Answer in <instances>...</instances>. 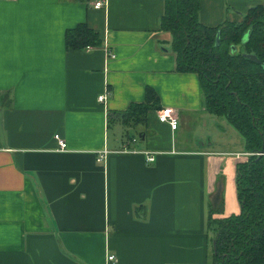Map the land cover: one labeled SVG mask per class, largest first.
<instances>
[{"label":"crops","instance_id":"1","mask_svg":"<svg viewBox=\"0 0 264 264\" xmlns=\"http://www.w3.org/2000/svg\"><path fill=\"white\" fill-rule=\"evenodd\" d=\"M97 1L0 0V264H211L212 207L240 212L249 152L206 109L199 74L177 70L166 0ZM258 5L200 0L199 20L239 23ZM80 23L103 44L68 48ZM148 87L176 129L159 109L123 115Z\"/></svg>","mask_w":264,"mask_h":264},{"label":"trees","instance_id":"2","mask_svg":"<svg viewBox=\"0 0 264 264\" xmlns=\"http://www.w3.org/2000/svg\"><path fill=\"white\" fill-rule=\"evenodd\" d=\"M199 8L200 0H166L161 29L172 36L177 70L199 74L206 109L225 116L251 154L236 165L240 212L215 218L223 199L212 207L211 264H264V5L250 8L239 23L219 26L201 23ZM65 40L68 48L103 44L86 23L68 29ZM159 107L158 93L148 87L145 101L123 115L138 123Z\"/></svg>","mask_w":264,"mask_h":264},{"label":"built area","instance_id":"3","mask_svg":"<svg viewBox=\"0 0 264 264\" xmlns=\"http://www.w3.org/2000/svg\"><path fill=\"white\" fill-rule=\"evenodd\" d=\"M105 5V0H100V1H97L94 6L96 8H100L102 6ZM88 49H91L93 48V46L91 45H88L87 46ZM106 53H107V57L108 58H115L116 55L114 54V52L109 48L107 47L106 48ZM109 96V90L106 89V92L102 93L100 96H99V101L100 102H106L107 98ZM158 118L161 122H166V123H169L170 126L172 127V129H176L179 125V118L174 110V108H171V107H163V108H160L158 110ZM56 139L58 140L59 142V149L60 150H65L67 149V142L64 138H62L59 134H56L55 135ZM149 159H152V156H148ZM117 260V257L115 254H112V253H108L107 254V262L108 264H114Z\"/></svg>","mask_w":264,"mask_h":264},{"label":"rangeland","instance_id":"4","mask_svg":"<svg viewBox=\"0 0 264 264\" xmlns=\"http://www.w3.org/2000/svg\"><path fill=\"white\" fill-rule=\"evenodd\" d=\"M217 115H218L217 117L222 116V117H220L219 120H223V119H224V120H227L225 116L220 115V114H217ZM125 117H126V116H125ZM222 118H223V119H222ZM226 122H227V124H228L229 126H231V128L234 130L235 134H237V136H238V138H239V139L234 138L235 142H238V143L236 144V145L238 146L236 149H241V146H242V145L245 146V141H244L242 135L240 134V132H239L236 128L232 127V125L229 124L228 121H226ZM138 123L141 124L142 121H139ZM138 130H140L139 127H138ZM229 130H231V129H229ZM226 135H228V136H234L233 131H227ZM241 144H242V145H241ZM250 155H251V154L249 153V154L247 155V158H248ZM244 157H245V156H244ZM242 158H243V157H242Z\"/></svg>","mask_w":264,"mask_h":264},{"label":"water","instance_id":"5","mask_svg":"<svg viewBox=\"0 0 264 264\" xmlns=\"http://www.w3.org/2000/svg\"><path fill=\"white\" fill-rule=\"evenodd\" d=\"M217 39H218V41H219V36L217 37ZM235 50V49H234ZM250 57H252V58H254V59H257L255 56H252V55H250ZM263 66H264V63H263Z\"/></svg>","mask_w":264,"mask_h":264}]
</instances>
